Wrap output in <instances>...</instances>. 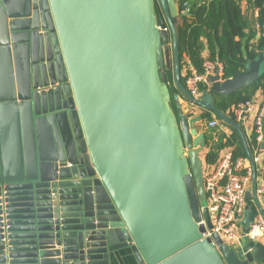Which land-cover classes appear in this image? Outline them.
I'll return each instance as SVG.
<instances>
[{
    "label": "water",
    "instance_id": "1",
    "mask_svg": "<svg viewBox=\"0 0 264 264\" xmlns=\"http://www.w3.org/2000/svg\"><path fill=\"white\" fill-rule=\"evenodd\" d=\"M179 15L177 0H0V264H114L122 249L138 264L264 263L247 235L240 249L203 237L206 118L174 112L162 75L173 66L183 96L238 131L253 168L247 234L257 167L214 93L256 83L264 54L195 99Z\"/></svg>",
    "mask_w": 264,
    "mask_h": 264
},
{
    "label": "trees",
    "instance_id": "2",
    "mask_svg": "<svg viewBox=\"0 0 264 264\" xmlns=\"http://www.w3.org/2000/svg\"><path fill=\"white\" fill-rule=\"evenodd\" d=\"M190 0L180 1V15L176 24L178 32V45L180 54V66L182 82L186 85L184 69L185 58L188 57L191 64L200 72L203 71V62L207 57L211 60H219L224 65V78H230L235 74L246 70L248 60L256 59L264 54V37H260L255 45H250V39L257 34L255 31L247 32L248 22L244 19L239 0ZM253 7L259 9L258 22L264 23V0H249ZM187 3V7H185ZM156 13L162 14V9L156 1ZM186 9V11H184ZM245 39V40H244ZM205 40V41H204ZM172 43L171 33L168 34L165 44ZM208 49L207 56L203 55ZM189 67V66H188ZM187 67V68H188ZM163 79L168 84L171 93L170 105L174 112H179L176 99L178 94H183L175 82L174 68L164 67ZM257 90L264 92V63L260 78L251 86L240 89L230 95L214 93L215 105L230 118L235 120L233 108L238 104L252 99ZM184 97V96H183ZM185 98V97H184ZM204 118L211 119L213 113L205 110ZM231 134H220L218 141L214 143L206 154L205 163L213 164L218 157V151L225 146H234L236 156H245L246 150L238 131L227 125ZM251 152H254L257 139L256 135L248 140Z\"/></svg>",
    "mask_w": 264,
    "mask_h": 264
},
{
    "label": "built area",
    "instance_id": "3",
    "mask_svg": "<svg viewBox=\"0 0 264 264\" xmlns=\"http://www.w3.org/2000/svg\"><path fill=\"white\" fill-rule=\"evenodd\" d=\"M184 5L187 7V3ZM257 26L259 37H264V23L258 22ZM203 68L200 72L194 66H190L185 69L184 73L187 90L198 100L212 89L214 83L212 77L219 75L222 81L225 79L224 65L221 61L206 57ZM233 113L234 121L243 130V126L247 127L251 123L257 142L264 141V98L257 100L252 97L235 106ZM225 125L222 119L213 114V117L208 119L206 127L210 130L221 129ZM234 152V146H225L218 151L215 163L207 164L203 160L204 187L213 225L211 229L207 228L203 237H212L216 245L213 235L218 234L224 243L234 249H240L245 243L246 235L250 240L264 244V148L257 146L254 152H251L257 167V194L262 212H257L254 223L247 234L243 231L242 222L245 219L248 203L246 194L252 187L253 168L247 155L236 156Z\"/></svg>",
    "mask_w": 264,
    "mask_h": 264
},
{
    "label": "crops",
    "instance_id": "4",
    "mask_svg": "<svg viewBox=\"0 0 264 264\" xmlns=\"http://www.w3.org/2000/svg\"><path fill=\"white\" fill-rule=\"evenodd\" d=\"M180 1H182V0H177L179 5H180ZM185 1H190V0H185ZM199 2H203V0H201ZM239 2H240V5L242 7L244 19L248 22V28L246 31L249 32L252 30V31H255L257 34L254 38L250 39V42H249L250 45H255L258 43V41L260 39L259 30H258V26H257L258 25V17H259V9L253 7L249 0H239ZM171 46H172V43H171ZM207 54H208V49L206 48L203 52V55L207 56ZM188 66L190 67L193 65L191 64L189 58L186 57L184 69H187ZM182 72H185V71L183 70ZM253 98H255L257 100L263 99L264 98V92H262L261 90H257L254 93ZM178 100H179V97L177 99V102H178ZM178 105H179V109H180L179 112H183L190 117L201 115L205 112V110L203 108H200V107H197L198 110H196L195 108H190L189 111L187 112L186 109L188 108V106H186V107L183 106V108H182L180 103ZM207 121H208V119H205L202 123L197 125L198 132H205L206 136H207V141H208L206 148L203 150V152L201 154V157L203 160H205L206 154L210 151L211 146L214 143H216V141H218L220 134L223 133V134L230 135L232 132L231 129L226 125L223 126L221 129H211L210 130L206 127ZM243 128H244V132H245L247 141L252 140L255 136V133L251 128V123L247 127L243 126ZM257 146L260 148H264V141L257 142L256 148H257ZM117 257H119V259H117L114 264H138L136 258L131 254L129 249H122V250L118 251Z\"/></svg>",
    "mask_w": 264,
    "mask_h": 264
},
{
    "label": "rangeland",
    "instance_id": "5",
    "mask_svg": "<svg viewBox=\"0 0 264 264\" xmlns=\"http://www.w3.org/2000/svg\"><path fill=\"white\" fill-rule=\"evenodd\" d=\"M168 46L171 48L172 50V46H171V43L168 44ZM173 56V55H172ZM164 67H165V64L164 66L162 67V72H164ZM173 67V66H172ZM179 95V100H178V104L180 103L181 104V107L183 108V106H189L186 111L188 112L190 108H195L196 110H198V106H193L188 100H186L181 94H178ZM181 108V109H182Z\"/></svg>",
    "mask_w": 264,
    "mask_h": 264
}]
</instances>
